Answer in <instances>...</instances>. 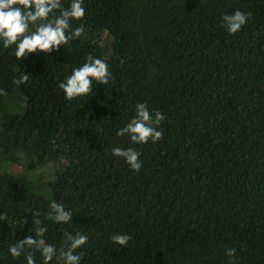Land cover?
<instances>
[{
    "label": "trees",
    "instance_id": "1",
    "mask_svg": "<svg viewBox=\"0 0 264 264\" xmlns=\"http://www.w3.org/2000/svg\"><path fill=\"white\" fill-rule=\"evenodd\" d=\"M84 6L73 21L84 34L59 51L17 60L0 44V264H27L8 247L34 237L37 218L58 250L51 264H63L65 232L78 231L89 237L81 264H231L230 248L236 264H264V0ZM237 9L251 15L229 34L223 16ZM89 54L107 58L113 79L67 100L58 85ZM21 71L29 80L17 86ZM142 102L166 117L161 141L116 135ZM114 147L141 152V170ZM53 200L71 222L48 218ZM115 233L133 239L120 246Z\"/></svg>",
    "mask_w": 264,
    "mask_h": 264
},
{
    "label": "clouds",
    "instance_id": "2",
    "mask_svg": "<svg viewBox=\"0 0 264 264\" xmlns=\"http://www.w3.org/2000/svg\"><path fill=\"white\" fill-rule=\"evenodd\" d=\"M85 0H70L67 7L63 0H0V44L3 48H13L17 60H24L32 53H52L59 51L61 47L68 46L74 40L79 39L85 32L84 23L73 26V21H83L87 9ZM250 13L240 9L223 16V22L229 34L240 32L247 24ZM113 79L106 57L98 58L91 54L79 67H74L71 74L62 80L58 87L63 90L67 100H73L81 96L93 93L95 83L108 85ZM29 75L21 71L19 78L14 83L19 86L27 83ZM95 82V83H94ZM7 92L0 89V96H6ZM136 115L124 127L120 128L116 135H127L133 144H147L149 141L156 143L164 137L163 128L160 127L165 115L156 109H150L146 102L135 105ZM112 154L124 158L125 162L135 172H139L143 166L140 159L142 153L135 148L114 147ZM51 212L49 219L56 223H69L73 219L71 209H66L64 204L53 200L49 205ZM40 217L39 212H34ZM36 225L35 236H27L8 247V252L14 258L25 255L27 264H36L34 253L28 249L36 248L43 257V264H51L57 255V247L44 240L48 231L42 225L40 218L34 220ZM64 245L59 249V257L63 264H81L83 253L77 250L85 246L89 237L81 232L75 234L65 232ZM133 239L127 233H115L110 240L120 246H127ZM236 249L230 248L226 255L231 259V264H236Z\"/></svg>",
    "mask_w": 264,
    "mask_h": 264
},
{
    "label": "rangeland",
    "instance_id": "3",
    "mask_svg": "<svg viewBox=\"0 0 264 264\" xmlns=\"http://www.w3.org/2000/svg\"><path fill=\"white\" fill-rule=\"evenodd\" d=\"M33 162L34 163H37L40 161V151L38 149H33ZM1 163V162H0ZM10 169L11 170H16L18 169L19 171L23 172V173H26V174H29L30 176H32V178H34L35 180H37L40 176H41V173L39 171H34V173L32 172V170H29V169H26V168H23L22 166L18 165V166H10ZM41 193L43 194H48V189L46 190H43L41 191ZM45 192V193H44Z\"/></svg>",
    "mask_w": 264,
    "mask_h": 264
}]
</instances>
